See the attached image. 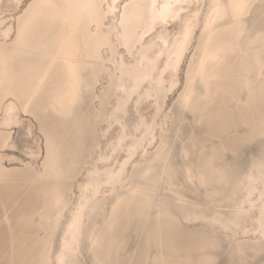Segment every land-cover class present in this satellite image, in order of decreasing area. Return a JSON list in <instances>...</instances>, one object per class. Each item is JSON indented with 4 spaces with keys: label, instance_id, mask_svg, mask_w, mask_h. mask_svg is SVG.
<instances>
[{
    "label": "bare ground",
    "instance_id": "1",
    "mask_svg": "<svg viewBox=\"0 0 264 264\" xmlns=\"http://www.w3.org/2000/svg\"><path fill=\"white\" fill-rule=\"evenodd\" d=\"M11 1L16 3V0ZM58 2L87 3L88 0ZM148 2L150 0H116L117 4ZM156 2L164 4L168 0ZM199 2L203 5L231 3L232 0ZM244 2L248 7L241 26L223 25L216 29L211 42L205 38L207 57L202 48L199 58L204 60V67L199 69V61L194 66L199 75H194L189 84V103L185 105L180 94L171 111L162 114L163 146L156 128L152 130L156 138L146 143V129L136 131L139 120L131 128L127 115L122 116L123 129L111 121L118 98L123 95L117 91L121 76L116 57H124L125 64L137 62L136 52L128 54L127 49L116 48L114 53L111 47H106L109 43L116 44L114 29L119 22L114 18L100 27L99 34L95 28L91 32L80 31L75 37L78 54L62 52L61 34L39 24L35 32L36 50L14 57L7 68L0 66V130L8 129L0 142L6 135L9 145L13 138L10 129L26 122L22 119L25 113L22 108L14 113V120L8 116L5 92L19 90L21 80L30 86L47 71L39 105L35 111L25 114L38 122L41 132L47 129L58 137L60 155L65 154L63 141L70 134L75 142L69 147V153L88 152L82 155L77 169L68 172L71 175L67 181H57L51 171L47 178L41 177L44 162L39 167L32 162L33 172L27 176V182L33 185L39 198L35 210L25 218L28 229L25 241L31 254L25 264H35L45 254L49 261L60 264L62 251L65 261L75 260L78 264H96L97 260L132 264L133 260L147 259L149 254L155 258L158 248L174 258L214 259L216 264H229L240 258L242 248L243 258L249 264L264 263L260 214L261 193L264 192L260 159L264 148L260 137L264 128V0ZM206 16L204 11L203 20L197 18L200 33L203 32L200 24L206 23ZM170 23L176 25L172 31L168 27ZM170 23L162 26L163 33L158 34L163 35L165 41H175L181 30L179 21ZM197 44H200V34ZM158 46L163 49V44ZM155 51L153 48L148 56L151 58ZM127 54L132 60H127ZM53 55H59L58 63L46 68V58ZM166 64L167 53L157 60L158 71L163 75L154 77L155 84L144 81L138 89L143 96L140 103L151 98L154 106L150 119L140 114L146 124H151L153 119L158 121L157 104L163 109L168 93L179 82L180 66L173 88L171 74L165 71ZM72 65H76L75 72ZM123 82L127 87L126 73ZM186 83H189L188 69ZM53 84L55 87L51 86ZM7 103L20 107L18 98L13 101L9 97ZM135 107L139 111L136 103ZM114 125H117L113 129L116 133L109 135ZM27 129L33 134L34 122L29 121ZM244 131L250 132L252 143L258 140V144L250 148L246 161L239 165L232 149L237 135ZM122 134L127 138L119 148H114ZM87 136L90 137L88 145L85 144ZM102 137L106 138L104 146ZM153 144L154 150H150L148 146ZM12 145L16 143L13 141ZM36 147L30 152L34 160L41 150L39 144ZM165 147L166 153L160 154ZM64 160H60L63 168ZM109 166L116 172L123 166L122 175L112 184L104 182L107 179L105 168ZM172 167L182 173H173ZM90 172L101 174L96 177L100 187L89 203L76 250L69 252L64 247L65 233H69L71 240L72 214L80 204L82 185L88 183ZM39 180L41 184H37ZM161 205L167 215L161 214ZM240 208L243 212L237 218L235 210ZM216 218L221 222L236 220V225L225 231L220 224L212 223ZM130 241L133 244L129 245ZM240 241L243 243L237 247Z\"/></svg>",
    "mask_w": 264,
    "mask_h": 264
},
{
    "label": "snow or ice",
    "instance_id": "2",
    "mask_svg": "<svg viewBox=\"0 0 264 264\" xmlns=\"http://www.w3.org/2000/svg\"><path fill=\"white\" fill-rule=\"evenodd\" d=\"M14 11L11 13H5L4 16H0V66L8 67L11 60L16 56H23L27 53L36 50V28L39 24H45L50 32H59L63 38V43L60 45L62 52H69L78 54V47L75 37L80 31L91 32L93 28L96 29L99 34V29L102 25H107L110 18H114L119 23L116 25L115 37L116 44H107L106 47H111L115 53L116 48L127 49L128 54L132 52L137 53L136 64H125L124 57L117 55V71L121 76V83L117 87V91L122 93L119 102L113 111L111 121L116 122L121 129L123 124L121 118L127 115L130 111L129 105L136 103L139 106L140 100L143 96L138 89H141V85L144 81H149L150 84H155V76H162L163 74L158 71L157 60L160 56H164L167 53V64L165 65V71L171 74V84L174 88L176 86V72L179 69L180 62L184 58L185 53L192 56V62L188 64V76L189 83L184 85L185 91L181 93V99L185 105L189 103V84L194 75H199V71H194V66L199 61V69H203L204 60L199 58V53L202 48L205 58L207 57V48L205 47V38L211 42L212 35L216 29L228 25L229 27L241 26V21L247 10V4L244 0H232L231 3H212L201 4L199 0H168L167 3L158 4L156 0H150L148 3H121L117 4L116 0H109L105 3V0H88L87 3H61L58 0H16L15 5L12 6ZM206 11V23H201L203 32L200 33V44L195 43L197 27V18L201 17V13ZM183 14V15H182ZM11 16L16 23L12 27L8 26L5 19L7 16ZM179 21L181 24V30L179 35L176 36L175 41H165L163 35V27L170 22ZM71 28V32H69ZM243 35V33H240ZM147 37V39H145ZM43 39V37H41ZM151 42V43H150ZM163 44V49L158 45ZM153 48L156 49L152 53V57L148 56V52ZM195 51H192V49ZM158 53V55H157ZM59 60V55L49 56L45 60V66L50 67L56 65ZM73 72H75L76 65L71 66ZM127 74L128 85L123 86V77ZM47 71L41 73L38 81L27 85L23 80L19 82V90L9 89L4 94V101L7 105L8 116L12 120L15 119L14 113L23 109L25 113L35 111L39 105L40 98L43 90L46 87ZM55 87V85H51ZM171 90V89H166ZM11 97L13 101L19 99L20 107L17 108L15 103L8 104V98ZM133 97H138L133 100ZM169 109L164 107L160 108L157 104L156 114L160 116L162 114H168ZM135 118L139 120V125L136 131L146 129L144 137L146 143H151L156 138V133L152 130L156 128L159 132V143L163 146L164 143V123L158 122L153 119L151 124H146L140 119V113H135ZM166 119V117H165ZM8 123L11 120L7 121ZM111 127V123L109 124ZM44 131V129H42ZM261 143L264 145V128L260 131ZM127 138L122 134L121 139L114 145V148H119L123 144V140ZM48 142V155L47 157H41L44 160L43 171L40 173L41 177L47 178L49 172H53L57 181H67L70 179V173L66 172L60 163V142L58 137L52 133H47ZM3 147H8L7 136L2 142ZM252 143V134L248 131H244L238 134L233 146V152L239 158H242L247 146ZM131 153V149L129 150ZM102 159H104L102 157ZM110 159V158H109ZM261 169L264 171V148L261 152ZM128 163L127 160L124 161ZM120 171L116 172L109 166L105 168L107 173V179L104 181L107 184H112L123 173V166H119ZM101 174L98 172L89 173V181L87 184L82 185V196L79 206L72 214L71 224L69 230L71 233V240H69V233H65L64 247L67 251L73 252L77 247V238L80 234L81 226L89 208V203L95 198L98 188L100 187L97 176ZM264 181V176H262ZM106 191V189H105ZM87 195H84V194ZM261 234L264 235V192L261 193ZM163 215H167L166 211H163V205H161ZM115 212V209H113ZM243 209L235 210V216L238 218ZM212 223L220 224L221 227L228 231L234 225L236 220H228L221 222L219 218L213 219ZM247 235V231L244 232ZM243 241L238 242L242 244ZM262 250H264V240L261 241ZM240 258L233 259L229 264H249L244 256V251L240 249ZM64 252H61L60 264H78L75 260H64ZM35 264H56L54 261H49L47 254L35 262ZM96 264H113V262L105 260H97ZM127 264V262H125ZM132 264H216L214 259L193 261L186 258L173 257L172 255L164 253L159 248L157 249L155 258L149 254L147 259L133 260Z\"/></svg>",
    "mask_w": 264,
    "mask_h": 264
},
{
    "label": "rangeland",
    "instance_id": "3",
    "mask_svg": "<svg viewBox=\"0 0 264 264\" xmlns=\"http://www.w3.org/2000/svg\"><path fill=\"white\" fill-rule=\"evenodd\" d=\"M15 3L11 0H3L0 5L1 16L4 14L11 13L14 11L12 7ZM8 24L16 23L13 21L12 17L9 15L5 17ZM169 29L172 31L176 27L175 24L170 23L168 25ZM200 34L199 26L196 28L195 43L197 44L198 35ZM192 51H195L193 48ZM191 55L186 54L180 69L178 71L179 82L177 86L168 93L164 107L171 111V108L179 100L181 92L184 90V85L186 84V72L188 69V64L191 62ZM127 60H132L130 55H126ZM139 113L145 118L150 119L154 113V106L152 105V99H147L142 101L139 106ZM130 111L128 112L126 118L130 124L131 128H134V124L137 122L135 118V113L137 108L135 103L129 105ZM28 114L23 113L22 119L25 122L22 126H14L10 130L13 131V138L9 141L8 147H0V264H25L27 259L30 258L31 254H28L27 242L25 241L26 228L25 218L29 216L38 205V194L36 193L33 185L27 182V176L32 172V164H36L38 167L43 164L44 160L41 157H47L48 155V142L47 133L50 130L41 132L38 126V122ZM32 119V120H30ZM163 115L158 117V121L161 122ZM29 121L34 122L35 130L33 134L28 133L27 125ZM117 125H114L110 131L109 135L116 133L115 129ZM7 130H0V139L4 136ZM158 132V131H157ZM159 133V132H158ZM13 141L16 143L15 146L12 145ZM102 145H105L106 138H101ZM64 153L61 158H64V169L67 172L76 170L79 162L81 161L82 155H87L88 152H78L75 154H70L68 149L75 142V137L70 134L69 137L64 138ZM90 143V137H86L85 144ZM40 145V156L34 160L31 151L36 150V146ZM258 140L254 141L252 144L247 146L245 153L242 158H239V165L243 164L247 159V154L252 146H256ZM150 150H154V144L148 146ZM160 154H165L167 147L161 149ZM83 155V156H84ZM140 156H137L139 158ZM237 161L238 157L234 156ZM34 160V161H33ZM75 161L71 163L72 161ZM33 162V163H32ZM173 173L182 171L177 167L171 168ZM5 172V173H4ZM42 180H39L37 184H41ZM76 185V181H75ZM74 185V186H75ZM76 189V186L75 188ZM32 216V215H31ZM36 218V217H35ZM133 244L132 241L129 242ZM264 264V263H263Z\"/></svg>",
    "mask_w": 264,
    "mask_h": 264
}]
</instances>
